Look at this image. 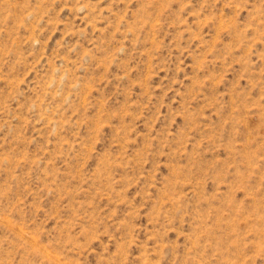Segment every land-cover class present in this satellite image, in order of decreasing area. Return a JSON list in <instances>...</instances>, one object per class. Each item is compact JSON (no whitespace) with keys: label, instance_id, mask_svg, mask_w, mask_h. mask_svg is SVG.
<instances>
[{"label":"rangeland","instance_id":"374dc122","mask_svg":"<svg viewBox=\"0 0 264 264\" xmlns=\"http://www.w3.org/2000/svg\"><path fill=\"white\" fill-rule=\"evenodd\" d=\"M0 264H264V0H0Z\"/></svg>","mask_w":264,"mask_h":264}]
</instances>
